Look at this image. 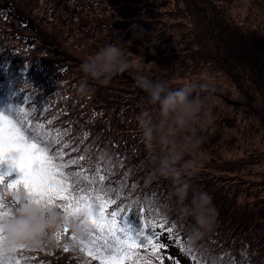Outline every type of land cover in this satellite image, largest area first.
I'll use <instances>...</instances> for the list:
<instances>
[{
    "label": "trees",
    "instance_id": "obj_1",
    "mask_svg": "<svg viewBox=\"0 0 264 264\" xmlns=\"http://www.w3.org/2000/svg\"><path fill=\"white\" fill-rule=\"evenodd\" d=\"M195 1L187 6V11L192 9L195 14L197 8L203 13L205 8ZM236 1L201 0L202 5L210 4L203 13L204 19L213 20V25L222 21L226 33L231 27L257 33L260 25L257 19L245 23L232 16ZM243 1L251 15L264 20V0ZM130 2L134 3L130 0H0V111L15 117L25 108L34 123H43L49 130H66L63 141L80 149L79 153L71 147L65 149L70 153L66 158L86 154L85 167L95 170L99 166L107 177L105 183L117 191L123 185V203H151L157 215L177 222L176 235L185 241L188 221L175 210L172 196L175 184L172 178L157 173L160 149L149 148L140 128L141 114L155 116L158 105L148 101L147 93L138 87L136 79L145 76L154 83L159 80L172 91L195 86V94L206 97L210 116L201 131L204 143L188 157L194 161L191 170L194 174L185 173L182 179L210 193L219 215L214 230L192 252L199 257L197 261L181 251L175 237L169 239L165 233L161 237L168 245L161 250L164 264L177 261L178 264H264V150L246 154L248 148H244L242 159H231L224 145L232 148L237 137L232 133V137L223 138L224 128H230V133L240 131L257 138L256 142L245 140L254 147L252 150L264 144V93L251 75L255 73L232 64L237 45L229 33L218 39V54L194 49V56L202 60L195 67L199 72L183 68L180 74L169 77L147 72L148 63L153 61L158 65L163 61L157 50L166 59L179 54L171 37L162 38L161 34L170 28V23L161 16L171 10L166 6L164 11L156 10L149 0H135L145 7L139 20L130 17ZM46 12L55 21L50 26L44 25ZM153 16L159 17V21H154ZM253 23L256 26L252 27ZM133 25L144 31L142 41L132 38ZM256 38L263 46L264 39L257 35ZM157 40L161 44L156 47ZM227 41L232 44L225 49ZM112 42H123L125 52L139 55L145 65L142 69L130 67L104 84L83 73L80 65L100 47ZM142 44L149 45L141 50ZM165 48L172 49L165 53ZM192 74L195 78L185 81ZM32 107L38 111L33 113ZM229 153L236 155L234 150ZM0 170L7 173L8 165H0ZM19 177L16 169L9 179ZM127 224L134 232L142 230V213L133 209L127 214ZM65 244L69 245L68 251H64ZM58 245L25 251L23 255L34 258L26 264H86L91 260L84 253L74 251L68 237ZM154 264L159 261L154 260Z\"/></svg>",
    "mask_w": 264,
    "mask_h": 264
},
{
    "label": "snow or ice",
    "instance_id": "obj_2",
    "mask_svg": "<svg viewBox=\"0 0 264 264\" xmlns=\"http://www.w3.org/2000/svg\"><path fill=\"white\" fill-rule=\"evenodd\" d=\"M31 111L35 113L38 109L32 107ZM65 132L34 123L25 108L15 117L0 111V165H8L7 173L0 170V219L10 216L15 207L7 194L22 188L36 203L55 207L67 218L86 216L93 226L86 239H78L67 225L55 233L57 242L65 237L72 245L75 242L72 249L91 258L86 264L91 261L98 264H154V260L164 264L165 256L161 250L168 245L161 237L165 233L169 239L175 237V242L185 252V242L176 235L177 222L170 221L165 215H157L151 203H123V185L117 191L105 183L107 177L99 166L95 170L91 166L85 167L86 154L66 158L70 153L65 149L71 147L77 153L80 149L63 141ZM16 169L22 175L18 179H9ZM133 209L142 213L144 227L139 232H134L127 224V214ZM3 240L4 234L0 230V244ZM63 248L68 251L69 245L65 244ZM25 251L32 250L21 248L14 260L5 261L0 257V264H26L34 259L23 255ZM188 254L193 261L199 259L197 255Z\"/></svg>",
    "mask_w": 264,
    "mask_h": 264
},
{
    "label": "clouds",
    "instance_id": "obj_3",
    "mask_svg": "<svg viewBox=\"0 0 264 264\" xmlns=\"http://www.w3.org/2000/svg\"><path fill=\"white\" fill-rule=\"evenodd\" d=\"M134 40H143L145 33L133 25ZM149 44L140 46L143 50ZM131 67L123 42L107 43L86 58L80 70L104 84L120 72ZM138 87L147 93L151 104L158 105V113H142L140 128L142 138L150 149H160L157 173L172 178L175 184L173 200L177 213L188 221L185 252H194L200 242L213 231L219 215L213 197L207 191L195 187L190 180L182 179L185 173L194 174V161L189 159L193 150L205 141L201 135L205 120L210 116L206 97L195 94V86H185L175 91L165 83L140 76ZM207 89V85L203 86ZM15 207L10 216L0 219L4 240L0 244V257L14 260L18 250H37L59 246L55 233L67 225L78 239H86L93 230L84 214L79 218H67L55 207L36 203L21 188L7 194ZM75 242H73L74 246Z\"/></svg>",
    "mask_w": 264,
    "mask_h": 264
},
{
    "label": "rangeland",
    "instance_id": "obj_4",
    "mask_svg": "<svg viewBox=\"0 0 264 264\" xmlns=\"http://www.w3.org/2000/svg\"><path fill=\"white\" fill-rule=\"evenodd\" d=\"M133 1L136 6H134L132 2L129 3L130 5V17L134 16L138 18L139 20H142V13L145 11V7L142 3H136L135 0ZM152 2V4L155 6L156 10L164 11V6L168 7L171 10V13L169 14H162L161 19L165 22L170 23L169 30H164L161 32L162 38L164 37H171L172 39V45L174 50H178L179 54L174 55L173 57L165 58V55L159 54L163 52H158L157 55L159 57L162 56V62H159L157 65L156 62H150L147 64L146 71L149 73H152L153 75H161L163 77H169L180 74L181 69H188L190 72L195 73L199 72L200 69H197L195 67H198L199 62H201L200 56L197 55L194 56V49L195 51H202L203 53L208 54H218L219 52V41L218 39L221 38V36H226L228 33L231 34L236 41L235 49L233 50V62L232 64L235 65V67L240 68L243 67V70H247L250 72H254L255 74H251L253 78L255 79L256 86L261 87L262 92L264 93V20L260 21L261 17L257 15H251L249 13V9L246 8V3L243 0L236 1V8L234 11H232V16L237 17L238 22H253V18L257 19L260 23L258 26L257 33L255 31L250 32H243L240 28L237 27H231L229 29V32H225L223 28L222 21H219L217 25L211 24L213 20H208V18L204 19L205 12L210 8V4L204 3L202 5L201 0H196L195 2H199L202 7L205 8V11L202 13L199 11V9L195 8V14L193 13L192 9L191 11H187V6L191 4L192 0H181V2H178V0H149ZM182 6V8H181ZM189 7V6H188ZM144 8V9H143ZM147 9L151 10V8L146 7ZM182 11V13L180 12ZM184 11V12H183ZM257 10H254V12ZM188 12L187 14H185ZM191 13V15H190ZM197 13V14H196ZM194 14V15H193ZM47 18L45 16L44 19V25L50 26V24H54V18L51 16L48 12H46ZM147 15V14H146ZM153 15V14H152ZM149 16V15H148ZM263 17V16H262ZM134 18V19H136ZM264 18V17H263ZM154 21H159V17L154 19V16L152 17ZM207 20V22H205ZM219 20V19H218ZM215 21V20H214ZM217 21V19H216ZM144 22V21H143ZM151 25H155L158 22H149ZM254 24V23H253ZM173 25V26H171ZM221 26L219 29H216V27ZM256 26L255 24L252 26ZM53 27V25H52ZM257 37H260L263 42V46L258 43V41H255ZM198 39L196 40V38ZM229 40V39H228ZM258 40V39H257ZM166 41V40H165ZM157 44L154 46H160L161 42L158 40L156 41ZM171 42V41H170ZM164 43V42H163ZM162 43V44H163ZM257 43V44H256ZM165 42V46H166ZM199 44V45H198ZM232 44L231 41H227V46H225V49L230 47ZM198 45V46H197ZM201 46V47H200ZM160 48V47H159ZM224 48V47H223ZM172 49V48H171ZM171 49L167 50L166 48L165 53H169ZM197 49V50H196ZM200 49V50H198ZM127 57L129 60V63L132 67V69H142L144 68L143 65H145L142 60L139 58V55H135L134 53L127 52ZM141 66H137V65ZM133 65V66H132ZM193 70V71H192ZM143 71V70H142ZM132 74V72H130ZM248 76V74H247ZM158 78V76H155L154 78ZM195 78V74H192V78L186 79L185 81L192 80ZM138 80V78L136 79ZM173 81V80H171ZM243 116H245L243 114ZM230 128L227 130V128H224L223 138L226 136V138L232 137V133L237 137L235 139V142L233 143L232 148H229V144L224 145L226 149L225 153L228 156H232L231 159H242L245 156V153L242 152L244 148H248L246 152L251 153L255 151H261L264 150V144H261L257 147V150H252L254 147L251 145H248L245 140L255 141L257 138L253 136H249L247 134H243L240 131L238 132H231ZM226 131V133H225ZM250 134V132H248ZM248 136V137H247ZM256 148V147H255ZM236 153L234 155L232 152ZM19 173V176L22 175V173L17 169V174Z\"/></svg>",
    "mask_w": 264,
    "mask_h": 264
}]
</instances>
